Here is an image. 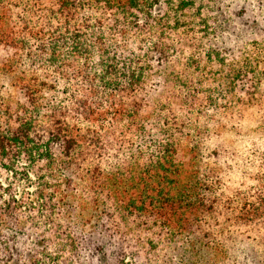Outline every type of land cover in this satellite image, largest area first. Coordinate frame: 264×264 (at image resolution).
Listing matches in <instances>:
<instances>
[{
  "label": "trees",
  "instance_id": "16d2710c",
  "mask_svg": "<svg viewBox=\"0 0 264 264\" xmlns=\"http://www.w3.org/2000/svg\"><path fill=\"white\" fill-rule=\"evenodd\" d=\"M227 9L0 0V264H264V0Z\"/></svg>",
  "mask_w": 264,
  "mask_h": 264
},
{
  "label": "rangeland",
  "instance_id": "374dc122",
  "mask_svg": "<svg viewBox=\"0 0 264 264\" xmlns=\"http://www.w3.org/2000/svg\"><path fill=\"white\" fill-rule=\"evenodd\" d=\"M225 1L231 7L230 10L229 9L226 10L228 13H230V12H232V9H235L236 11H238L240 8L247 6L248 2L256 1V0H225ZM248 13L250 14V9H248ZM259 13H260V15H262L264 17V10L262 12H259ZM57 212L58 211L56 210L55 214ZM33 217H35L33 222L39 224V225H37L36 230H38L41 233V235H43V230H46L47 228L50 229V227H48V226H50L51 222L49 224H47L46 222L41 221V219H39L40 213H38V212L35 213V215H33V216L28 215V213H27L25 220H31ZM54 217L57 218L58 222H61L62 224H67L64 221H60L57 214ZM72 223H75L76 228L78 227V224H80L77 221H73ZM84 231L85 232L86 231L91 232L92 231V225L85 226ZM8 232H9V234L12 235V233H10L11 231H8ZM35 233H36L35 231L32 232V234H35ZM22 238H33V239H29V240L24 242L25 243L24 248H25V250H27L28 248H30L34 245L35 238H39V237L33 235V236H24ZM40 238H43V237H40ZM242 248L245 250L241 255L242 256V261H241L242 264H251L252 262L250 259H248L249 261L248 260L246 261L245 254H248V252H249L248 250H251L253 248V246L248 247L246 244H244L242 246ZM51 250L50 251H44V253L41 251V253H40L39 259H41V261L44 262L45 264H53L55 260H56V262L54 264H89V260L91 259L90 255L87 254L85 251L76 252V253L68 252L67 254H62V252H58V250L54 247H52ZM145 253L146 252L140 251L138 255L135 254L136 259H134L131 255L128 256V258H127L128 263L127 264H139V262H140L139 260L143 259V257H145L144 256V255H146ZM151 253H154V252H151ZM156 255H157V257L153 259L154 261H150V263H146V264H163L162 258H163V255L165 258V252H163V253L160 252L159 254L156 253ZM97 258L101 259L102 253L97 254ZM98 261H99V264L109 263V261L106 259L105 260H98ZM140 264H142V263H140Z\"/></svg>",
  "mask_w": 264,
  "mask_h": 264
}]
</instances>
